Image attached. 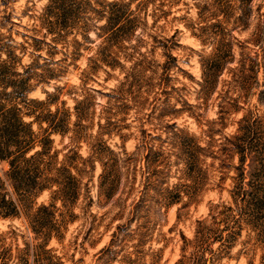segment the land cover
Here are the masks:
<instances>
[{"label":"rangeland","instance_id":"obj_1","mask_svg":"<svg viewBox=\"0 0 264 264\" xmlns=\"http://www.w3.org/2000/svg\"><path fill=\"white\" fill-rule=\"evenodd\" d=\"M51 1L55 0H0V45H5L0 61L10 51L9 77H30L21 100H40L38 112L58 108V117L66 120L69 130L63 136L52 134L51 146L59 151L57 161L64 154L72 157L69 171L77 181L78 196L57 195L52 200L46 190L35 195L2 184L0 191L17 204L18 214L0 212V264H44L50 254L61 264H178L183 254L198 253L207 245L204 240L183 250L185 239L193 238L197 220L208 218L217 204L231 202L233 166L239 156L230 146L225 149L224 137L242 136L235 142L243 139L255 153L264 154V17L257 14L264 15V0L251 1L248 18L243 17L247 8L239 0H156L145 10L141 0H67L74 28L55 42L49 41L54 34L45 33L50 25L45 12ZM113 2L127 3L123 11L133 9L142 26L162 41L172 37L176 45L170 52L178 68L165 73L152 67L155 74L136 70L131 84L132 80L125 81L126 70L103 66L94 75L86 71L96 50V33L115 32L104 52L118 54L126 68L130 63L121 52L136 57V51L146 50L144 45L151 47L152 41L140 34V28L118 32L108 18L107 27L99 29L106 19L100 10H122L111 7ZM84 25L88 28L81 29ZM140 37L144 43L138 41ZM154 50L151 58L161 65L167 51L160 46ZM33 128L38 136L47 135L42 128ZM141 129L147 133L144 140ZM170 130L178 134L174 140L179 148L172 147ZM142 144L151 148L148 169ZM196 145L202 149L190 158ZM108 149L119 156L122 151L134 154L136 160L131 166L120 162L111 166ZM82 158L87 161L82 163ZM168 161L172 163L165 168ZM153 169L162 172L158 182ZM256 173L247 175L252 190L264 184V171ZM148 176L151 188L144 196L140 190ZM174 185L180 201L157 202ZM141 197L143 205L138 201ZM49 202L54 207L40 215H50L52 237L35 249L44 229L32 214ZM247 208L251 210L250 203ZM132 214L138 215V221H129ZM242 217L252 219L248 213ZM216 264H264V229L245 228L234 243L220 250Z\"/></svg>","mask_w":264,"mask_h":264},{"label":"trees","instance_id":"obj_2","mask_svg":"<svg viewBox=\"0 0 264 264\" xmlns=\"http://www.w3.org/2000/svg\"><path fill=\"white\" fill-rule=\"evenodd\" d=\"M66 1L67 0L51 1V4L46 8L45 15L47 16L50 25L45 28V33L54 34L56 36L49 40L51 42L59 40L60 37L71 32V29L74 28L71 27L72 25L69 23L70 17L73 16V9L66 4ZM239 1L240 4L245 5L247 8V12H244L245 15H243V17L248 18L247 16L251 14L250 5L252 0ZM155 2L156 0H141L139 5H144L145 10V6L154 5ZM109 5L111 7H121L122 10L120 12L117 10L115 13L106 9H102L103 11L100 10V15L106 18L104 25L99 27L100 30L105 29L108 25V21L111 20L118 32H131V30L133 31L140 28V34L149 38L152 41V44L150 48L144 45L146 50L143 52L136 51V57L132 53L121 52L120 55L122 58L130 63V66L126 68L119 61L118 54L104 52L106 50L105 45L107 42L115 38V32H113L112 35L109 34L110 36L108 35L109 32L101 34L96 33L98 41L96 42L97 46L94 54L88 58L89 65L86 70L88 73L94 75L100 70V68H103V66H106L109 69L118 68L122 72L126 70V72H124L126 73L125 81H130L135 76L134 72L136 70L144 71L145 69H148L155 74L156 71L155 69H152V67H160L164 69L165 73H169L174 68H178L176 62L177 59L170 52L176 45L175 42L171 40L172 37L165 38L164 41H162L154 32L148 30V26L146 27V25H144L145 27H143V23L138 19L133 9L126 11L127 9L124 7H126L127 3L119 5L117 2H113ZM123 9L126 10L123 11ZM93 10L97 12L96 9L93 8ZM105 13H109L110 16L105 17ZM257 14L258 17H264L263 14L258 12ZM153 23L155 24V22ZM85 26L87 25L80 28L87 29L88 27ZM154 26L155 25L152 27ZM30 38L33 42L46 45L51 44L42 38ZM138 41L144 43L145 39L140 37ZM72 43L76 45L80 44L77 40H74ZM74 44L70 43V45ZM21 45L23 44H19L20 48L25 49V46ZM156 46H160L162 49L165 48L167 51L166 53H163L166 60L161 65L155 63V60L151 58V55L155 52L154 49ZM3 48H5V45H0V50H3ZM8 52L10 51H5L6 57L0 61V166H4V169L0 168V188L2 184L7 182L14 190L22 189L24 192L30 194L34 193L37 195L46 190L49 192L50 199L52 200L55 199L57 195L61 196V198H64L63 196L65 195H69L75 199L78 196L77 181L75 176L69 171V167L72 164V157L64 154L62 160L60 162L57 161L59 151L53 149L51 146L53 142L51 138L52 134L63 136L69 130L66 125V120L58 117V114L60 113L58 108L54 111L48 110L46 113L42 114L37 111L38 105L42 103L40 100H21V98L25 97V93L28 92V81L30 80V77L20 78L18 80L9 77L10 71L8 70V62L10 56L8 55ZM38 56L40 57L41 55ZM167 78L170 79L169 76H167ZM134 81L132 80L129 84L134 83ZM137 81L139 82L140 79ZM116 97L117 96H114V98ZM20 101L23 102L22 105H20ZM23 107L25 108L23 109ZM75 109L76 106L74 107V110ZM104 110L105 109H102L101 113H104ZM26 118H29L30 120H26ZM42 124H45V127H42ZM34 125L39 129L42 128L47 135L42 137L38 136L33 128ZM171 125L173 129H176L175 123H172ZM141 132L143 133L142 136L144 140V138L147 137V133L142 129ZM169 133V138L173 139V142H171L172 147L179 148V146H176L179 144L174 140L178 134L175 130H170ZM241 137L242 136L239 135L224 137L225 149L228 145L239 156L238 165L233 166L236 175L233 178L234 185L229 191L231 202L230 204H217L213 209V213H209L208 218L197 220V226L193 238L185 239L183 250H185L184 248L186 247L193 249L198 242H204V240L207 242V245L206 247H201L198 253L190 251L188 256L183 254L182 258L177 261L178 264H216L220 250L223 249V247H229L234 243L245 228L252 231L258 228L264 229V184H259V186L254 187L252 190L250 181H247V175L251 176L253 173L258 172L254 175L259 176V172L262 173L264 171V154L258 151L255 153L251 148L246 146V143L245 145L244 142L242 143L243 139L241 140V143H236L235 140H240ZM74 138L78 139V137ZM142 147L145 149L143 158L146 168L148 169L149 165L152 164L150 153L151 148L147 147L145 144H142ZM188 147L190 148L191 144L188 145ZM195 148V150H191L190 158H193L195 153L197 155L198 151L202 149L200 145H196ZM223 149L224 148L222 147V150ZM108 150L113 156L111 166H115L119 162L121 165L131 166L130 164L132 161L136 160L134 154H127L125 151H122L119 156V154L115 153L113 150ZM175 157L181 158L180 156H177V154ZM82 159V163L87 161L84 160V158ZM171 163L172 162L168 161L165 168H169ZM55 164H58V166L55 167ZM191 166L192 165H190V167ZM133 169L136 171L135 165ZM180 171L181 169L177 168V172L180 173ZM160 173H162L160 170H152V174L155 176L154 180L157 182L159 181L158 176ZM149 179V176L144 177V181L141 185L143 188L142 191L140 190L141 195H148V190L151 188V182ZM109 189L111 190V188ZM249 195L252 196V199L248 200ZM180 198L181 194L179 188L177 185H174L166 188L159 195L157 202L173 204L180 201ZM67 199L70 198L67 197ZM138 201L139 203L144 204L145 199L141 197ZM248 203L251 204V210L247 208ZM16 207L17 204L14 201L7 199V193L0 191V212L3 213L4 216H14L18 214ZM49 207H54V204L52 202H49L48 204L41 203L32 214V217L37 220L39 226L44 229L42 241L40 244L34 245L35 249L42 248L46 244L45 242L52 237L54 225H51V222L48 220L50 215H40L41 211L46 212ZM242 213L252 215L251 221H249V219H244ZM132 218L138 221V215L132 214L129 221ZM228 221L232 222L231 226ZM31 229L34 233L32 226ZM212 244H218V246L213 249L211 247ZM25 249L22 248V251H25ZM46 258L47 261L44 264H61L52 254Z\"/></svg>","mask_w":264,"mask_h":264}]
</instances>
